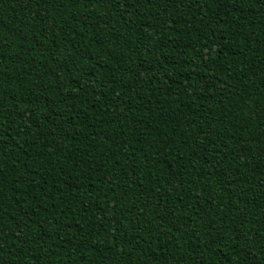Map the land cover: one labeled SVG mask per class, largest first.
Returning <instances> with one entry per match:
<instances>
[{
    "label": "trees",
    "instance_id": "1",
    "mask_svg": "<svg viewBox=\"0 0 264 264\" xmlns=\"http://www.w3.org/2000/svg\"><path fill=\"white\" fill-rule=\"evenodd\" d=\"M0 264H264V0H0Z\"/></svg>",
    "mask_w": 264,
    "mask_h": 264
}]
</instances>
